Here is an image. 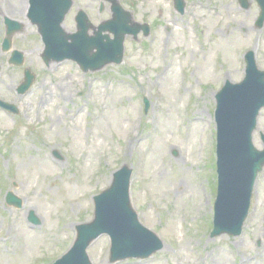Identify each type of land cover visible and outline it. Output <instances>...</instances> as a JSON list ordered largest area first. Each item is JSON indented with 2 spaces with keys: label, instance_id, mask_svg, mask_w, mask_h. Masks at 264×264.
Instances as JSON below:
<instances>
[{
  "label": "rangeland",
  "instance_id": "374dc122",
  "mask_svg": "<svg viewBox=\"0 0 264 264\" xmlns=\"http://www.w3.org/2000/svg\"><path fill=\"white\" fill-rule=\"evenodd\" d=\"M18 1L27 7L24 16L7 15L19 13ZM172 1L118 0L136 23L152 24L151 35L127 37L122 65L84 74L71 61L47 67L38 28L27 17L29 0H0V41L6 18L23 24L13 48L26 59L21 68L11 66V53L0 47V99L20 110L14 116L0 109V264L55 263L75 240L76 227L92 221L93 197L111 186L122 166L134 169L131 198L140 222L162 238L164 248L149 259L118 264H264V170L242 237H210L216 95L226 81L244 79L241 54L255 51L264 70V27H256L260 8L255 0L248 10L238 0H185L180 15ZM102 2L74 0L64 23L68 33L77 31L79 10L96 27L111 20L109 3L99 11ZM215 60L225 80L213 68ZM25 69L36 81L20 96ZM181 71H187L185 88ZM144 98L147 113L138 109ZM202 116L213 129L198 126ZM262 133L264 110L254 134L260 150ZM8 192L24 201L22 209L7 205ZM202 199L211 207L204 209ZM31 211L41 221L37 227L28 222ZM110 247L107 236L94 243L88 249L93 264H112Z\"/></svg>",
  "mask_w": 264,
  "mask_h": 264
},
{
  "label": "water",
  "instance_id": "95a60500",
  "mask_svg": "<svg viewBox=\"0 0 264 264\" xmlns=\"http://www.w3.org/2000/svg\"><path fill=\"white\" fill-rule=\"evenodd\" d=\"M114 1V0H109ZM248 0H241L243 7L248 8ZM262 14L258 25L262 26L264 19V0H258ZM179 9L184 5L177 0ZM30 18L40 26L41 33L47 43L46 60L74 59L82 64L85 70H97L110 62L120 63L123 57V39L126 33L136 34L130 30L127 23L129 16L120 6L114 7L115 21L109 22L101 29H109L116 35L115 41L104 43L101 37L87 38V26L83 15L80 16L81 32L67 36L61 29L65 15L69 11L71 0H32ZM8 37L5 41V51L12 48L13 35L22 30L23 26L7 20ZM73 39L69 44L68 40ZM94 49L99 52L90 57ZM24 56L13 52L10 63L17 66L24 64ZM248 76L245 82L236 87H230L218 96L217 120L219 125V197L216 202V221L213 236L229 232L239 235L248 215L250 201L257 174L264 167V151H257L252 143V133L261 107L264 106V72H259L251 54L248 55ZM26 83L20 88L25 93L32 85L34 76L26 71ZM0 106L17 112L14 106L0 102ZM131 171L124 168L115 174L111 189L97 198L96 218L90 224L78 227L79 237L76 247L59 264H90L86 249L99 236L109 233L113 237V259L149 258L153 253L162 249L163 244L146 228L139 224L136 214L130 206L129 186ZM8 202L17 207L21 203L13 194H9ZM125 218L128 229L121 227ZM31 221L37 222L31 215ZM123 222V220H122ZM130 244L138 249L148 250L144 253L133 249L125 251Z\"/></svg>",
  "mask_w": 264,
  "mask_h": 264
},
{
  "label": "bare ground",
  "instance_id": "6f19581e",
  "mask_svg": "<svg viewBox=\"0 0 264 264\" xmlns=\"http://www.w3.org/2000/svg\"><path fill=\"white\" fill-rule=\"evenodd\" d=\"M16 10H17L19 13H17V12H14V13H7V15H14V16H18V17H21L20 15L24 16V13H26L27 7H23V3L18 1V5H17ZM211 96H212V95H211ZM183 98H184V95L180 97V99H183ZM179 102H180V100H179L178 98H176V99L174 100L175 105H177ZM122 123H123V122H122L121 120H119V121L117 122L118 127H121ZM191 151L194 152L193 148H192ZM192 156H193V159H194V153H193ZM48 162H49V161H48ZM50 163H51V162H49V164H50ZM51 164H52V163H51ZM52 165H53V164H52ZM186 173H187V172H186ZM164 175H165V174H161L162 177H163ZM182 184L185 185V184H186V181L183 182ZM184 243H185V242H184ZM182 246H183V244H182ZM1 257H4V256H1ZM21 259H22V258H21Z\"/></svg>",
  "mask_w": 264,
  "mask_h": 264
}]
</instances>
